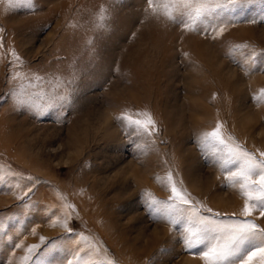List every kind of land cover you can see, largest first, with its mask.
Wrapping results in <instances>:
<instances>
[{
	"label": "rangeland",
	"instance_id": "374dc122",
	"mask_svg": "<svg viewBox=\"0 0 264 264\" xmlns=\"http://www.w3.org/2000/svg\"><path fill=\"white\" fill-rule=\"evenodd\" d=\"M34 4L28 11L0 0V170L33 178L23 189L15 177L0 184V264H21L30 245H40L41 264H67L78 241L115 264H203L145 204L168 199L170 172L193 203L239 213L238 189L222 186L211 150L202 154L198 145L220 122L248 151L264 152V100L253 99L264 89V56L250 70L232 53L237 45L264 52V22H249L264 16V6L246 7L217 36L184 28L162 7L153 13L147 0ZM56 75L75 76L70 103L39 114L16 105L22 86L43 90L34 103L51 102ZM144 111L155 121L150 136L117 119ZM33 184L26 205L17 197ZM66 216L72 233L62 226ZM41 237L63 246L45 255Z\"/></svg>",
	"mask_w": 264,
	"mask_h": 264
},
{
	"label": "snow or ice",
	"instance_id": "6c2138e0",
	"mask_svg": "<svg viewBox=\"0 0 264 264\" xmlns=\"http://www.w3.org/2000/svg\"><path fill=\"white\" fill-rule=\"evenodd\" d=\"M7 3L13 8L35 10L34 0H7ZM147 3L153 13L162 7L163 14L169 20L179 22L186 29L202 30L204 34L211 30L217 36L224 32V28L220 25L233 22L246 7L254 4L264 6V0H147ZM101 19L103 20L104 17L102 16ZM249 22H264V16H261L259 21L252 18ZM104 26V24L98 25L101 28ZM246 47V45L235 46L232 50L233 59L235 60V55L238 54L248 63L250 70H256L257 57L264 56V52H246L244 51ZM12 55L16 61L20 60L14 51ZM31 75L35 82L45 80L39 74ZM49 82L53 83L51 92L54 99L51 102L34 103L31 96L43 95V90L30 94L22 86L16 93V105L31 108L39 114L58 105L70 103L75 76L70 75L66 79L63 75H56ZM28 86L34 88L36 84L30 81ZM253 99L264 100V89L260 90L259 97L254 96ZM117 119L138 135L150 136L155 131V121L146 111L135 114L126 112ZM198 147L202 154L211 150L214 162L225 174L226 184L222 186L238 189L243 200L239 213L214 212L211 208L199 205V202L193 203L186 190L179 188L173 181L170 172L164 180L171 195L166 201L152 199L146 202L145 210L153 219H166L172 225V230L180 234L179 242L183 245V250L193 256L198 255L203 264H264V225L257 222L264 219V152H259L257 156L248 151L233 136L225 134L220 122H217L210 132L203 134ZM8 177H15L17 180L15 187L21 189L24 187V180L29 182L33 180L31 176L23 177L11 171L5 175L0 170V184L5 183ZM157 180L160 181L161 178L157 177ZM34 187V184L28 187L27 191L23 192V196H18L17 199L27 205L26 198ZM65 207L74 209V205L70 204ZM68 218L70 217L66 216L62 226L68 233H72L74 230L68 226ZM40 239L41 244H45L47 248L45 255L63 246L60 238L51 241H45L43 237ZM81 239L87 241V238L81 237ZM58 240L60 243H57ZM88 243L90 251L86 252L84 248L79 247L78 241V250H73L69 254L71 258L65 257L67 264H115L112 259L100 258L99 249ZM39 248L40 245H30L26 255L21 258V264L33 260L35 264H41V258L37 254ZM166 251L167 249H161L162 254Z\"/></svg>",
	"mask_w": 264,
	"mask_h": 264
}]
</instances>
